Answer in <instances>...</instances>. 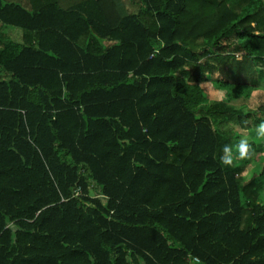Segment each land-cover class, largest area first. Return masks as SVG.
I'll list each match as a JSON object with an SVG mask.
<instances>
[{"label": "trees", "instance_id": "16d2710c", "mask_svg": "<svg viewBox=\"0 0 264 264\" xmlns=\"http://www.w3.org/2000/svg\"><path fill=\"white\" fill-rule=\"evenodd\" d=\"M39 2L0 0L36 39L0 38V264H264V165L220 128L251 157L264 102L204 103L264 90V0Z\"/></svg>", "mask_w": 264, "mask_h": 264}, {"label": "rangeland", "instance_id": "374dc122", "mask_svg": "<svg viewBox=\"0 0 264 264\" xmlns=\"http://www.w3.org/2000/svg\"><path fill=\"white\" fill-rule=\"evenodd\" d=\"M206 85L207 87L204 88L206 93V97L204 99V103L206 104L205 106L222 102L228 106H233L236 109H242L243 111H246L258 110L259 105H262L264 102V90L262 87L256 89L251 98L242 97L229 100L226 98L225 92L223 90L215 89L212 86V83H206ZM262 117H264L263 114ZM251 121L252 118L249 119V122ZM220 128L224 134L229 132L230 138L234 144V149H236V145H238L241 139H246L248 142L251 139L250 135L246 132V130H243L237 120L223 118V121L220 123ZM237 133H239V136H237ZM239 165H241L240 168L242 171L240 174L241 183H245L253 175L260 173L264 165V145H261V147L256 152H254L250 158H248L243 164ZM259 190H261V187ZM260 196L261 197L259 200L263 201L264 189L262 190V193L260 192Z\"/></svg>", "mask_w": 264, "mask_h": 264}, {"label": "crops", "instance_id": "0c3cea01", "mask_svg": "<svg viewBox=\"0 0 264 264\" xmlns=\"http://www.w3.org/2000/svg\"><path fill=\"white\" fill-rule=\"evenodd\" d=\"M4 1H15V2H20L23 4L27 10L33 11L37 10L38 6L40 4L39 0H4ZM43 2L46 0H42ZM78 0H61V4L63 6H69V4H72ZM0 38H5V39H12L17 42H24V40L34 39L35 41V33H33L29 29H24L22 27L18 26H13V25H8V24H3L0 21Z\"/></svg>", "mask_w": 264, "mask_h": 264}, {"label": "clouds", "instance_id": "9594fccd", "mask_svg": "<svg viewBox=\"0 0 264 264\" xmlns=\"http://www.w3.org/2000/svg\"><path fill=\"white\" fill-rule=\"evenodd\" d=\"M257 135L264 137V121H261V123L257 126ZM236 150L239 154V158L241 159H247L251 155L250 145L246 139H241L239 141L238 145H236ZM220 162L226 167L233 166L234 152L231 145H224L222 149V155L220 157Z\"/></svg>", "mask_w": 264, "mask_h": 264}, {"label": "built area", "instance_id": "2783aa9c", "mask_svg": "<svg viewBox=\"0 0 264 264\" xmlns=\"http://www.w3.org/2000/svg\"><path fill=\"white\" fill-rule=\"evenodd\" d=\"M78 194V191L76 192ZM197 259V258H196Z\"/></svg>", "mask_w": 264, "mask_h": 264}]
</instances>
